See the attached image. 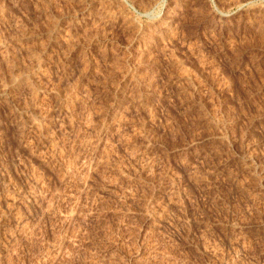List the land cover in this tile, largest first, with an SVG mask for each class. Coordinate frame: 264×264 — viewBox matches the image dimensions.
<instances>
[{"label":"rangeland","instance_id":"obj_1","mask_svg":"<svg viewBox=\"0 0 264 264\" xmlns=\"http://www.w3.org/2000/svg\"><path fill=\"white\" fill-rule=\"evenodd\" d=\"M0 264H264V0H0Z\"/></svg>","mask_w":264,"mask_h":264},{"label":"clouds","instance_id":"obj_2","mask_svg":"<svg viewBox=\"0 0 264 264\" xmlns=\"http://www.w3.org/2000/svg\"><path fill=\"white\" fill-rule=\"evenodd\" d=\"M167 0H161V15L163 13V7L166 6Z\"/></svg>","mask_w":264,"mask_h":264}]
</instances>
